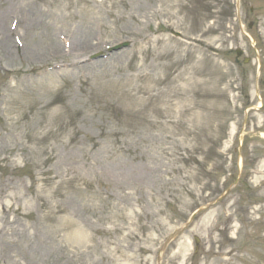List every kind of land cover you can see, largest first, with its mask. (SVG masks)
<instances>
[{"label":"rangeland","instance_id":"rangeland-1","mask_svg":"<svg viewBox=\"0 0 264 264\" xmlns=\"http://www.w3.org/2000/svg\"><path fill=\"white\" fill-rule=\"evenodd\" d=\"M0 264H264V0H0Z\"/></svg>","mask_w":264,"mask_h":264},{"label":"water","instance_id":"water-1","mask_svg":"<svg viewBox=\"0 0 264 264\" xmlns=\"http://www.w3.org/2000/svg\"><path fill=\"white\" fill-rule=\"evenodd\" d=\"M116 48H118V47H116ZM116 48H115V49H116Z\"/></svg>","mask_w":264,"mask_h":264},{"label":"bare ground","instance_id":"bare-ground-1","mask_svg":"<svg viewBox=\"0 0 264 264\" xmlns=\"http://www.w3.org/2000/svg\"><path fill=\"white\" fill-rule=\"evenodd\" d=\"M231 256V255H230Z\"/></svg>","mask_w":264,"mask_h":264}]
</instances>
